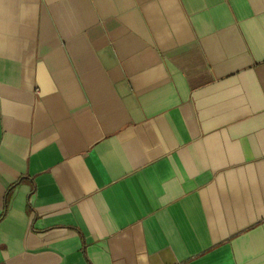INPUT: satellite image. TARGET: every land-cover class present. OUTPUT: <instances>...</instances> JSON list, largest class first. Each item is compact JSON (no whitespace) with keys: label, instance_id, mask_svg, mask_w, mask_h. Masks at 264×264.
Here are the masks:
<instances>
[{"label":"crops","instance_id":"1","mask_svg":"<svg viewBox=\"0 0 264 264\" xmlns=\"http://www.w3.org/2000/svg\"><path fill=\"white\" fill-rule=\"evenodd\" d=\"M0 264H264V0H0Z\"/></svg>","mask_w":264,"mask_h":264},{"label":"trees","instance_id":"2","mask_svg":"<svg viewBox=\"0 0 264 264\" xmlns=\"http://www.w3.org/2000/svg\"><path fill=\"white\" fill-rule=\"evenodd\" d=\"M12 189V188H11ZM9 193H10V191H9Z\"/></svg>","mask_w":264,"mask_h":264}]
</instances>
